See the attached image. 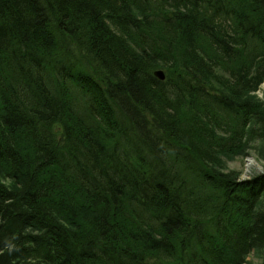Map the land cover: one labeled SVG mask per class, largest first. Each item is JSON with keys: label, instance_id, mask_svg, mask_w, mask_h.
<instances>
[{"label": "trees", "instance_id": "1", "mask_svg": "<svg viewBox=\"0 0 264 264\" xmlns=\"http://www.w3.org/2000/svg\"><path fill=\"white\" fill-rule=\"evenodd\" d=\"M263 81L264 0H0V264H264Z\"/></svg>", "mask_w": 264, "mask_h": 264}, {"label": "rangeland", "instance_id": "2", "mask_svg": "<svg viewBox=\"0 0 264 264\" xmlns=\"http://www.w3.org/2000/svg\"><path fill=\"white\" fill-rule=\"evenodd\" d=\"M157 69H160L164 72L163 68ZM253 94L257 99H263L264 81L260 84L259 89ZM244 144L247 146L245 151L233 156H228L224 159L227 168L238 171L242 179L249 178L253 174L264 170V161L261 159L259 154L260 149L263 147V142L248 141L247 143L244 142ZM246 260V264H260L261 256L258 252L254 251L247 256Z\"/></svg>", "mask_w": 264, "mask_h": 264}, {"label": "water", "instance_id": "3", "mask_svg": "<svg viewBox=\"0 0 264 264\" xmlns=\"http://www.w3.org/2000/svg\"><path fill=\"white\" fill-rule=\"evenodd\" d=\"M153 75L158 77L159 79H164V76H165L164 72L160 69H155L153 71Z\"/></svg>", "mask_w": 264, "mask_h": 264}, {"label": "bare ground", "instance_id": "4", "mask_svg": "<svg viewBox=\"0 0 264 264\" xmlns=\"http://www.w3.org/2000/svg\"><path fill=\"white\" fill-rule=\"evenodd\" d=\"M249 164H250V161H249Z\"/></svg>", "mask_w": 264, "mask_h": 264}]
</instances>
